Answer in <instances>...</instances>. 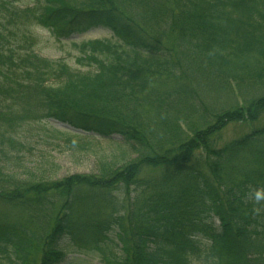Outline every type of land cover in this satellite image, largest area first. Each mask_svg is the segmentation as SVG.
<instances>
[{
	"label": "trees",
	"instance_id": "16d2710c",
	"mask_svg": "<svg viewBox=\"0 0 264 264\" xmlns=\"http://www.w3.org/2000/svg\"><path fill=\"white\" fill-rule=\"evenodd\" d=\"M145 13L170 34L147 31ZM96 28L110 35L73 38ZM43 31L78 48L79 66L39 53ZM188 71L264 84V0H0V162L35 143L86 148L100 139L134 156L123 166L133 170L123 178L126 212L79 217L87 205L74 187L94 182L81 177L36 198L0 190V203L31 215L0 222V264H69V254L264 264V123L224 142L210 135L264 114V93L210 111ZM151 160L158 170L140 177Z\"/></svg>",
	"mask_w": 264,
	"mask_h": 264
},
{
	"label": "rangeland",
	"instance_id": "374dc122",
	"mask_svg": "<svg viewBox=\"0 0 264 264\" xmlns=\"http://www.w3.org/2000/svg\"><path fill=\"white\" fill-rule=\"evenodd\" d=\"M140 18L142 23H145L146 30L151 32L153 36L158 38L162 36V33L170 34L169 27L159 25L161 28L158 29L159 26L153 25L152 19H149L153 18L151 15L145 13ZM42 34L38 48L39 53L51 58L64 57L72 66H79L76 60L78 48H75L71 42L54 40L45 31ZM109 35L110 33L106 29L96 28L82 35H75L73 38L94 39ZM188 76L193 78V80H189L190 84L195 86L194 88L199 92V97L204 106L210 111H213L214 108L223 110L228 106L233 107L236 103L240 105L242 101L240 95H245L253 89L258 90L252 95L259 96L264 93V90H262L264 84L237 86L234 83H226L220 79L216 80L210 75L190 73L189 71ZM49 83L57 86L60 80ZM262 123H264V114L255 119L246 116L226 123L223 128L213 131L210 135L217 140V143L224 142L250 131ZM52 124L59 128L68 129L65 127L66 125L55 123V121ZM27 151L25 150L24 155H20L19 158L13 161L0 162V171L3 177L0 181V190H9V193H6L7 195L22 193L23 196L28 198H36L46 193L54 195L55 190L48 186L51 184L60 186L65 184L67 180L81 177V179H91L94 182L92 185L85 183H83L85 185H81L82 182H78V185L74 187V192L77 193L80 199L85 200L84 203L86 202L85 205H87V207H81L78 211L79 217H88L97 213L126 212L131 208V205L129 207V204L132 203V198H130L131 187L123 179L124 174H130V176L133 174V170L123 168L126 160H131L134 157L128 151L115 147L106 139L94 140L92 146L86 148L71 146L62 141L35 143L31 151ZM152 160L149 163L150 166H146L143 172H139L140 177L155 173L158 170L155 166L157 162ZM60 203V200H58V204ZM29 218H31V215L25 208L9 203H0V222L26 223ZM97 257L100 256L91 254L87 257L79 254H69L66 261H70L69 264L74 259L76 260L74 264H86L80 260H88L90 264H107Z\"/></svg>",
	"mask_w": 264,
	"mask_h": 264
},
{
	"label": "clouds",
	"instance_id": "9594fccd",
	"mask_svg": "<svg viewBox=\"0 0 264 264\" xmlns=\"http://www.w3.org/2000/svg\"><path fill=\"white\" fill-rule=\"evenodd\" d=\"M257 199H260V194L259 193H257V197H256Z\"/></svg>",
	"mask_w": 264,
	"mask_h": 264
}]
</instances>
